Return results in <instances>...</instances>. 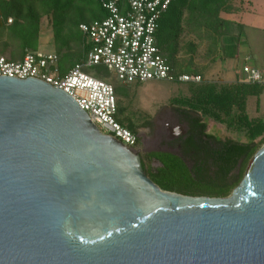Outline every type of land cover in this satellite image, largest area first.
<instances>
[{"label":"water","instance_id":"obj_1","mask_svg":"<svg viewBox=\"0 0 264 264\" xmlns=\"http://www.w3.org/2000/svg\"><path fill=\"white\" fill-rule=\"evenodd\" d=\"M40 79L0 75V264H264V144L225 197L159 189Z\"/></svg>","mask_w":264,"mask_h":264},{"label":"trees","instance_id":"obj_2","mask_svg":"<svg viewBox=\"0 0 264 264\" xmlns=\"http://www.w3.org/2000/svg\"><path fill=\"white\" fill-rule=\"evenodd\" d=\"M246 1L249 0H171L160 16L156 40L174 74L199 75L202 79L185 83L189 95L171 99L186 124V132L179 140L182 156L152 152L159 163L156 168L144 169L141 161L146 176L159 189L190 196L225 197L241 180L251 156L264 144V117L253 118L246 112L247 98L258 96L263 87L237 80H205L193 65L199 44H204V54L212 62L224 56L225 40L235 39L239 32L233 27L236 22L221 14L243 11ZM100 4V0H0V56L7 52L6 58L19 60L27 50L38 51L40 23L45 18L52 42L57 45L55 50H69L58 57L60 74H64L82 60L86 50V38L79 25L105 17ZM7 18H12L10 24H6ZM72 48L77 51L71 53ZM181 52L188 58L178 62ZM114 93L116 96L115 88ZM117 108L121 109L118 104ZM206 117L219 123L228 118L227 126L240 132L244 140L206 134ZM147 124L148 121L143 123ZM123 126L137 134L138 125L132 121L126 120ZM180 183L188 187H178Z\"/></svg>","mask_w":264,"mask_h":264},{"label":"built area","instance_id":"obj_3","mask_svg":"<svg viewBox=\"0 0 264 264\" xmlns=\"http://www.w3.org/2000/svg\"><path fill=\"white\" fill-rule=\"evenodd\" d=\"M106 15L79 25L85 36L86 51L80 62L64 74L58 72L55 53L27 50L21 59L0 56V75L40 79L66 92L86 112L100 131L110 134L131 149L138 136L121 125L113 86L85 69L97 66L114 72L122 83L167 80L198 83L199 75H175L165 53L156 40L160 16L171 0H100ZM12 18L6 19L10 24ZM245 82L260 84L264 89V70L243 66Z\"/></svg>","mask_w":264,"mask_h":264},{"label":"rangeland","instance_id":"obj_4","mask_svg":"<svg viewBox=\"0 0 264 264\" xmlns=\"http://www.w3.org/2000/svg\"><path fill=\"white\" fill-rule=\"evenodd\" d=\"M246 2L244 11L247 9L251 12L250 16H252L254 20L250 21L248 19L246 21L243 20V22L240 18H235L238 19L239 22L242 21V24L236 23V25L233 26L235 30L239 32V35L235 36V42L237 43L236 49L237 46L239 49H237L236 54H232L234 51L232 47L229 48L228 39L226 43H224L225 47L222 52L224 56L218 58L215 62H212L209 57L204 54V44H199L196 52L193 54V65L201 70L205 80L228 82L230 75L231 77L237 75L238 78H243L244 65L257 68L264 67V0H257V3H252V5L249 4L248 1ZM221 16L224 17L225 15L221 14ZM246 16L248 17L249 15ZM259 25L261 26L260 28ZM40 27L42 33L39 36L38 51L43 53H55L58 57L61 56V54H67V51H69L68 49H60V52L55 50L57 45L52 42V34L48 29L45 18L41 19ZM70 51L74 53L77 51V48H72ZM4 54V56L8 55L7 52ZM81 57H83V55ZM187 58L188 55L181 52L177 60L180 62ZM71 63L72 60H70L68 66H70ZM56 66L58 68V61ZM61 71L59 67L58 72L61 73ZM85 71L91 76L101 77L117 90L115 98L121 109H119L116 119L121 125H124L126 120H130L138 125L137 135L139 136V146L134 150L138 153L140 158V154H145L144 158H142L144 159V169L156 168L159 166V163L154 159V156L151 155V152L145 153L149 150H155L158 148L157 146L172 153H180L177 147L178 139L180 140L181 136L185 134L186 124L181 119L177 112V107L175 104H172L171 99L189 95L187 84L167 80L122 83L115 78L113 71L107 70L105 67L95 68V66H91L87 67ZM261 95V97L264 98V93ZM255 99L254 96L248 97L246 112L253 118L264 117V102H259V110H257L259 112H255L257 104ZM145 121H148L147 125H143ZM204 121L206 123V134L215 136L219 139L244 140L240 132L227 126L228 118L225 119L224 123L215 122L207 117L204 118ZM173 135L175 136L173 137ZM184 159L188 166H191L189 159L185 157ZM178 187L187 188L188 185H186V183H180Z\"/></svg>","mask_w":264,"mask_h":264},{"label":"crops","instance_id":"obj_5","mask_svg":"<svg viewBox=\"0 0 264 264\" xmlns=\"http://www.w3.org/2000/svg\"><path fill=\"white\" fill-rule=\"evenodd\" d=\"M248 3L249 4H251L252 5V3H257V0H249L248 1ZM257 5V4H256ZM250 13L251 12H249L247 9H245V11L243 10V11H240V12H237V13H233V14H224L225 16H224V18H226V19H228V20H231V21H234V22H236V23H240V24H242V21L244 20V21H246V20H250V21H252V20H254L253 18H252V16H250ZM240 15H242V16H240ZM246 15H249L248 17L246 16ZM235 18H240L242 21L241 22H239V20L238 19H235ZM243 21V22H244ZM261 26L259 25V28H260ZM226 41H227V39L225 40V43H226ZM236 45H237V43L235 42V39L234 38H229L228 39V46H229V48L230 47H232L233 49V51H234V53H232V54H236V51H237V49H238V46H237V49H236ZM236 49V50H235ZM232 50H231V52H232ZM239 50V49H238ZM251 67H253V66H251ZM253 68H256V69H258V70H264V67L263 68H257V67H253ZM245 79H246V77H245V74H244V76H243V78H238V76L237 75H235V77H231V75H230V77H229V79H228V82H233V81H245ZM264 93V91H262L260 94H258V96H254L256 99H255V101H256V107H255V112H259V111H257V110H259L258 109V105H259V102L260 101H262V102H264V98H262L261 96V94H263ZM250 97V96H249ZM247 100H248V98H247ZM246 105H247V102H246ZM251 117V116H250Z\"/></svg>","mask_w":264,"mask_h":264},{"label":"flooded vegetation","instance_id":"obj_6","mask_svg":"<svg viewBox=\"0 0 264 264\" xmlns=\"http://www.w3.org/2000/svg\"><path fill=\"white\" fill-rule=\"evenodd\" d=\"M138 136V135H137ZM175 135H173V137H174ZM184 136V135H183ZM182 137V136H181ZM138 139H139V136H138ZM158 148H156L155 150H149V151H146L145 153H149V152H151V154H152V152H154V153H156V152H160V153H170V154H175V155H177V156H182V154H181V146H180V144H179V139H178V144H177V147L179 148V150H180V153L179 154H176V153H172V152H170V151H167V150H163V149H161V148H159V146H157ZM141 155V161H143L144 159H142V158H144V156H145V154L143 155V154H140ZM155 162V161H154Z\"/></svg>","mask_w":264,"mask_h":264}]
</instances>
